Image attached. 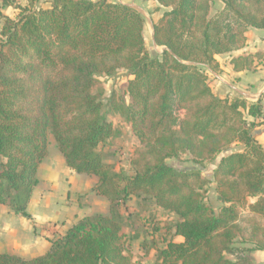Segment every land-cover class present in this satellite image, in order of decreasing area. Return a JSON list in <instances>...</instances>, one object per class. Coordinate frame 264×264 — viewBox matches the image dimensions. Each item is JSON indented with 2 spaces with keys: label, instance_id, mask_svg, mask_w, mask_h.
Masks as SVG:
<instances>
[{
  "label": "trees",
  "instance_id": "1",
  "mask_svg": "<svg viewBox=\"0 0 264 264\" xmlns=\"http://www.w3.org/2000/svg\"><path fill=\"white\" fill-rule=\"evenodd\" d=\"M13 1L0 0V205L32 218L28 205L53 135L67 168L97 177L93 190L110 207L81 217L44 254L0 253V264H255L252 252H264V93L254 102L221 98L205 69L218 71L216 55L246 47L250 28L264 30V0H220L213 14L214 0H153L164 8L153 23L159 56L150 54L145 17L131 4L28 0L11 18L3 8ZM262 57L231 63L253 70ZM119 72L126 90L108 105L139 140L132 174L116 170L103 149L121 132L104 111L101 77ZM219 154L216 213L202 170L168 160L188 155L203 164ZM134 197L175 216L155 263L128 250L122 208ZM237 240L249 247L232 258Z\"/></svg>",
  "mask_w": 264,
  "mask_h": 264
},
{
  "label": "rangeland",
  "instance_id": "2",
  "mask_svg": "<svg viewBox=\"0 0 264 264\" xmlns=\"http://www.w3.org/2000/svg\"><path fill=\"white\" fill-rule=\"evenodd\" d=\"M45 2H47V0H40V2L36 3V6L46 7ZM131 2V5L138 8L145 17L144 35L146 45L147 48H149L148 50L150 51V54L152 56H159L162 52L163 47L156 45L153 40V23L161 17L164 8L157 10L156 7L158 4L151 0H131ZM27 4L28 0H14L12 5L3 8V13L11 18H16L20 11L19 6H25ZM221 8L222 2L220 0H214L211 6L210 13L213 14ZM251 29V32L254 33V35H249L248 37L251 42L246 45L247 52H249L250 50H252L254 53L258 51L264 52V30L258 28ZM227 60L228 59H226L225 61ZM258 66H261V70L264 69V57L257 59L255 69L248 70V72H245L246 81H248L247 79L256 78L258 75L260 77L264 76V74L262 73L257 74L258 70L256 69ZM205 70L207 71V73L210 72L208 68H206ZM234 80L238 81L237 78H234ZM125 81L126 80L123 72L114 74V76L101 77L102 88L104 89V111L108 114L109 119L115 122L114 125H116V127L121 132V135L119 137L110 140L105 145V147H103V149L106 153V160L110 161L111 165L115 169L119 168L120 170L126 173H130L131 171H134L130 164V158L138 147L139 140L134 135L130 124L126 122L119 114L112 112L108 105L109 97L113 92L116 95L124 94L126 90ZM211 81H213L212 77H210V82ZM95 91L97 90L95 89ZM261 93H264V90ZM240 96L242 95L234 97ZM259 96L253 97V95H248L243 98L248 97L250 99H246L249 102H254L258 99ZM259 139L260 141H263L264 136H261ZM221 156L222 154H219L214 160L205 161L203 164H196L188 155H183L178 159L172 158L168 160V163L170 165L178 169L200 168L202 170L203 175L209 180V183L207 185V201L213 207L215 212H218V209L221 206V202L218 200L215 190V183L213 181V169L215 168ZM45 161L51 164L52 170L58 176V181L61 182L63 185L67 181L66 178L72 176L75 177V187L83 188L80 192L74 194V196L72 197V199L74 200L68 203L69 207L77 208L79 203L80 207L78 210L80 213L92 212L93 210L91 209V207L87 206V203L89 202L87 201L86 197L88 195L84 192L87 187V182L85 181V179H89L91 178V176H88L87 174H80L77 172L70 173V170H68L66 166L63 155L56 146L53 135H50L49 154L45 158ZM67 173H69L70 175ZM89 182L91 183V181ZM91 185L93 186L92 183ZM51 188L52 190H54V187ZM58 192H55V194H57ZM95 195L96 194L93 191L92 199H94ZM104 199L107 200L106 197H104ZM99 209L101 208L99 207ZM104 209H106L105 206ZM122 214L126 225L128 250L133 255L134 260L142 259L144 262L147 263H155L156 247H163L165 245L166 242L163 239L165 237L166 228L168 225H171L175 221V216L173 214L165 212L162 209H159L151 201H145L138 197H134L127 201L126 206L122 208ZM155 226L160 227V231H155ZM168 238L178 239L179 237L170 234L168 235ZM248 246L243 244L241 245L240 242H238L237 240L234 246L235 252L233 254H229V256L235 258L237 256L236 251L238 249H240L241 247ZM259 253L264 256L263 251L256 252L254 260L255 264H264V260L261 258Z\"/></svg>",
  "mask_w": 264,
  "mask_h": 264
},
{
  "label": "crops",
  "instance_id": "3",
  "mask_svg": "<svg viewBox=\"0 0 264 264\" xmlns=\"http://www.w3.org/2000/svg\"><path fill=\"white\" fill-rule=\"evenodd\" d=\"M112 1L132 4L131 0ZM45 3L46 7L50 5L48 1ZM251 31L252 29L250 28L247 32V45L251 42L248 39L249 35H254ZM250 53L254 52L252 50L247 52V48L245 47L232 53L216 55L220 69L218 72L209 69L210 72L208 74L213 78V81L210 82L213 91L221 98H233L238 95H242L240 97L248 95L256 97L263 92L264 76L260 77L258 75L256 78L247 79L248 81H246L245 72H248V70L235 71L231 63L233 57L244 56ZM226 59L228 60L225 61ZM260 67L258 66L256 69L258 70L257 74H264V69L261 70ZM234 78H237L238 81H235ZM108 162L110 163V161ZM68 170H70V173L75 172L69 168ZM116 170L120 169L117 168ZM38 172L39 183L33 191L32 199L27 209L32 216L31 219L21 214H16L4 205H0V253L17 254L25 259H32L47 252L51 246L50 240L62 237L66 230L71 225L77 223L81 217L95 213H109L110 202L108 199L105 200L104 197L97 195L95 192L96 195L92 199L93 187L98 180L97 177L91 176V178L85 179L87 187L84 192L88 195L86 198L89 202L87 206L91 207L93 211L80 213L78 210L80 207L79 203L77 208L69 207L68 205L70 201L74 200L72 199L74 194L83 189L75 187V177H67V181L63 185L58 181V176L52 170L51 164L47 163L45 159L39 167ZM132 173L133 171L128 174ZM89 181H91L93 186ZM51 187H54V190ZM55 192L58 193L55 194ZM104 206L106 209H104ZM176 240H182V238L179 237ZM256 252L258 251L252 252L254 260ZM259 254L264 260V256L261 253Z\"/></svg>",
  "mask_w": 264,
  "mask_h": 264
},
{
  "label": "water",
  "instance_id": "4",
  "mask_svg": "<svg viewBox=\"0 0 264 264\" xmlns=\"http://www.w3.org/2000/svg\"><path fill=\"white\" fill-rule=\"evenodd\" d=\"M153 40H154V38H153Z\"/></svg>",
  "mask_w": 264,
  "mask_h": 264
}]
</instances>
